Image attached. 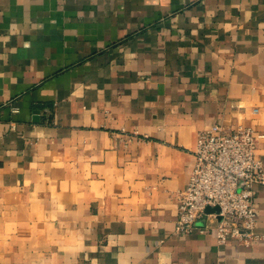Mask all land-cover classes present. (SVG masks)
<instances>
[{
    "label": "crops",
    "instance_id": "1",
    "mask_svg": "<svg viewBox=\"0 0 264 264\" xmlns=\"http://www.w3.org/2000/svg\"><path fill=\"white\" fill-rule=\"evenodd\" d=\"M215 123L264 134V0H0V264H264L176 231Z\"/></svg>",
    "mask_w": 264,
    "mask_h": 264
},
{
    "label": "built area",
    "instance_id": "2",
    "mask_svg": "<svg viewBox=\"0 0 264 264\" xmlns=\"http://www.w3.org/2000/svg\"><path fill=\"white\" fill-rule=\"evenodd\" d=\"M264 134L250 126L215 123L198 133L187 185L178 192L176 231L189 233L205 216L216 219L219 244L251 246L264 239L256 231L255 186L264 184V162L256 155ZM207 207L218 212L206 213Z\"/></svg>",
    "mask_w": 264,
    "mask_h": 264
},
{
    "label": "water",
    "instance_id": "3",
    "mask_svg": "<svg viewBox=\"0 0 264 264\" xmlns=\"http://www.w3.org/2000/svg\"><path fill=\"white\" fill-rule=\"evenodd\" d=\"M35 119H37V116H35ZM219 208L218 207H207L205 212L206 213H212V212H218Z\"/></svg>",
    "mask_w": 264,
    "mask_h": 264
}]
</instances>
